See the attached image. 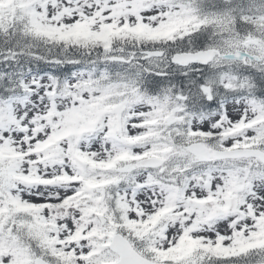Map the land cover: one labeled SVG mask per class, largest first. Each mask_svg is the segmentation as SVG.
Wrapping results in <instances>:
<instances>
[{
    "label": "snow or ice",
    "instance_id": "1",
    "mask_svg": "<svg viewBox=\"0 0 264 264\" xmlns=\"http://www.w3.org/2000/svg\"><path fill=\"white\" fill-rule=\"evenodd\" d=\"M0 264H264V0H0Z\"/></svg>",
    "mask_w": 264,
    "mask_h": 264
}]
</instances>
